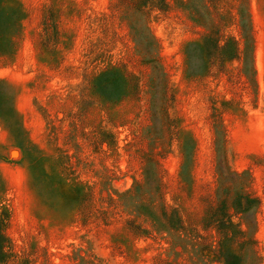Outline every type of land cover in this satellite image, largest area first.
Instances as JSON below:
<instances>
[{"label": "rangeland", "instance_id": "obj_1", "mask_svg": "<svg viewBox=\"0 0 264 264\" xmlns=\"http://www.w3.org/2000/svg\"><path fill=\"white\" fill-rule=\"evenodd\" d=\"M0 264H264V0H0Z\"/></svg>", "mask_w": 264, "mask_h": 264}, {"label": "trees", "instance_id": "obj_2", "mask_svg": "<svg viewBox=\"0 0 264 264\" xmlns=\"http://www.w3.org/2000/svg\"><path fill=\"white\" fill-rule=\"evenodd\" d=\"M1 251H2V248H1V245H0V253H1ZM230 264V263H229Z\"/></svg>", "mask_w": 264, "mask_h": 264}]
</instances>
